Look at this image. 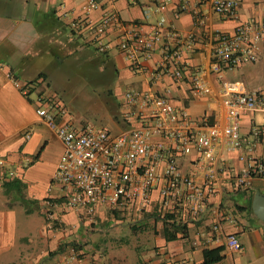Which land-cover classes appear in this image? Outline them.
<instances>
[{
  "label": "crops",
  "instance_id": "1",
  "mask_svg": "<svg viewBox=\"0 0 264 264\" xmlns=\"http://www.w3.org/2000/svg\"><path fill=\"white\" fill-rule=\"evenodd\" d=\"M90 1L0 0V178L6 176L5 182H8L0 184V264H110L103 250L106 234L117 241L131 234L126 229L113 230L117 217L107 206L99 207L97 221L93 225L82 219L80 212L62 210L60 206L55 211L61 223L54 227L48 223L46 202L53 200L62 204L66 194L62 185L54 182L64 144L37 114V109L55 101L66 110L58 114L60 123L81 127L91 122L75 113L73 107H68L49 86L52 62L76 61L81 57L87 62L101 60L102 64H112L118 81L107 89V93L113 89L115 98L112 97L110 103L117 107L119 120L113 119L107 104V119L102 121V125L114 133L147 121L145 115L129 120L125 116L131 108L124 100L126 91L122 92L117 84L126 78L128 81L135 79L133 88L152 87L166 94L175 108L186 107L192 116L207 117L214 122L218 98L193 97L187 76L183 79L170 75L155 80L151 78V71L163 57L162 42L155 46L151 56L141 53V68L134 70L120 47L121 37L117 31L112 29L102 36L110 47L106 53L99 52L95 24L105 13L114 11L126 23L139 25L144 34L152 35L163 14L167 19L166 27L197 36L198 43L193 50L181 46L184 50L181 62L188 69H193L211 63L203 44L208 34H232L240 23L264 18V0H240L238 14L233 18L215 13L209 4H202L199 0H96L99 6L88 9ZM160 3L161 13L145 16L147 6ZM196 7L208 15L205 25L195 23L192 11ZM170 41L177 46L182 44ZM262 45L257 62L244 61L227 68L225 79L237 82L246 90L264 86L260 82L264 77ZM209 77L220 90L222 84L216 73L212 71ZM192 104L201 108L193 110ZM132 108L136 109L135 106ZM262 121V111L241 117V133L245 138L243 149L227 151L220 148L211 160H206L197 150L177 156L183 173L194 175L200 184H205L209 178L215 182V192L197 218L188 215L180 204L173 210L187 223L185 233L179 232L177 238L169 240L162 231L164 223L159 214L162 181L153 191L154 201L149 211L143 214H136L133 210L119 212L123 216L120 222H127L130 227L151 221L157 224V234L149 242L152 244L151 252L156 256L154 264H199L204 259L205 249L220 246L224 248V257L214 264H264V223L248 210L249 196L258 190L264 192V180L255 178L249 189L237 183L244 164L240 155L264 154V144L258 142L255 145L252 133L253 125ZM10 172H14V176H9ZM17 179L20 181L16 182ZM19 206H23V212L17 209ZM104 224H109L112 229L108 226L101 228ZM228 234L239 238L242 249L228 247L225 238ZM141 245L142 242L137 248ZM111 248L109 252L118 254L121 247ZM198 252L201 254L199 259L196 257Z\"/></svg>",
  "mask_w": 264,
  "mask_h": 264
},
{
  "label": "built area",
  "instance_id": "2",
  "mask_svg": "<svg viewBox=\"0 0 264 264\" xmlns=\"http://www.w3.org/2000/svg\"><path fill=\"white\" fill-rule=\"evenodd\" d=\"M199 2L209 4L215 13L229 18L237 16L240 6V0ZM98 6L96 0H91L87 8ZM161 12V3L149 5L144 10L146 17ZM192 15L197 25L206 24L208 15L199 7L192 11ZM166 21L162 14L157 30L146 35L139 25L126 23L117 12H107L94 27L98 48L107 51L110 45L102 36L109 30L117 31L121 37L120 47L130 67L135 70L141 68V53L151 56L155 46L162 42L163 57L151 71V78L155 80L170 75L183 79L187 76L193 97L218 98L215 121L210 122L207 117L196 118L186 107L175 108L166 94L152 87L131 88L125 92L126 106L131 108L125 113L126 118L145 115L147 121L117 133L106 125L75 127L60 123L58 114L66 110L59 102L39 107L37 114L64 144L54 182L61 184L66 194L62 204L53 200L46 202V217L51 227L61 223L55 211L59 206L62 210L80 212V217L89 225L96 223L100 206H107L112 211L133 210L136 214H143L150 210L154 201L153 191L161 181L159 214L173 212L180 204L188 215L197 218L208 206L215 192V182L209 178L205 184H200L194 175L183 173L177 156L197 150L206 160H211L220 148L227 151L243 149L245 138L241 133V117L255 111L263 112V121L252 127L254 143L264 144V86L246 90L224 76L227 68L260 59L264 44V18L240 23L232 34H208L203 44L211 63L193 69H188L181 62L184 51L181 46L193 50L198 43L197 36L166 27ZM170 39L182 44L177 46ZM212 71L221 81L220 90L210 80ZM134 106L136 109L132 108ZM239 158L244 163L237 177L240 187L251 188L257 177L264 180V154L252 156L242 153ZM9 176H14V172ZM6 178L2 176L0 184ZM225 238L231 249H242V243L235 234H228ZM74 255L77 256L76 253Z\"/></svg>",
  "mask_w": 264,
  "mask_h": 264
},
{
  "label": "rangeland",
  "instance_id": "3",
  "mask_svg": "<svg viewBox=\"0 0 264 264\" xmlns=\"http://www.w3.org/2000/svg\"><path fill=\"white\" fill-rule=\"evenodd\" d=\"M50 72L51 89L58 93L68 107H73L72 109L75 110V113H80L86 120L91 121V123L95 122V116H98V120L104 118L102 121H106L107 111L105 110V105L111 101L107 89L115 86L118 81L111 63L106 62L102 64L101 60L87 62L80 57L78 59L76 58V61L68 59L63 63L52 62ZM261 79L260 82L264 83V77ZM134 81V78L129 81L126 78L117 85L123 92L133 88ZM195 108L201 107L192 104V109L196 110ZM102 121L95 123H97L96 125H102ZM17 209L23 212V206H19ZM122 218V214L117 217V222L113 226V230L126 229L130 230L131 234L121 241H117L116 239L111 240L110 237H107L108 234H106L107 239L103 242V250L105 255H107L108 262L110 264H154L156 256L154 253L152 254V244L149 242L157 234V224L151 221L142 226H137V228H132L127 222H120ZM107 226L110 227L109 224H104L101 228H108ZM111 229L112 227H110ZM141 242V247L137 248ZM117 245L121 247L118 254L109 252V250L111 251L113 249L111 248L112 246ZM196 257L199 259L201 254L198 252Z\"/></svg>",
  "mask_w": 264,
  "mask_h": 264
},
{
  "label": "trees",
  "instance_id": "4",
  "mask_svg": "<svg viewBox=\"0 0 264 264\" xmlns=\"http://www.w3.org/2000/svg\"><path fill=\"white\" fill-rule=\"evenodd\" d=\"M97 49L101 53H106V51H101L99 48H97ZM49 86L52 87V84L49 83ZM108 95L110 96V98H112V97L115 98V94H114L113 89H110L108 91ZM108 105H109V110H111V114L113 116V119L118 121L119 120V115H118L117 107L114 108V106L110 103V101L108 102ZM99 110H101V109H99ZM97 117L98 116H95V122L97 120ZM103 119L104 118H100L101 121ZM95 122H93L92 124L96 125L97 123L95 124ZM89 124H91V122ZM86 125H88V123H86ZM15 181L19 182L20 180L17 179ZM10 183H12V182H9V184ZM4 184L6 185V184H8V182H5ZM253 196H254V194H251L249 196V199H248V210L251 213L253 212V209H252ZM113 212H114L116 217L120 216L118 211H113ZM178 214H179L178 212L176 213V211H173V212L165 213L164 215L160 214L161 217L159 216L160 218L163 219V223H164L162 231H163L165 237L167 239H169V240L177 238L179 232L185 233V231H186L187 223H184L183 220L179 219L178 218L179 217ZM132 228H137V226L133 225ZM223 249L224 248L221 247V246L220 247H216V248H212V249H205L204 250V259L199 264H214L216 262H219L224 257V254L222 253Z\"/></svg>",
  "mask_w": 264,
  "mask_h": 264
},
{
  "label": "water",
  "instance_id": "5",
  "mask_svg": "<svg viewBox=\"0 0 264 264\" xmlns=\"http://www.w3.org/2000/svg\"><path fill=\"white\" fill-rule=\"evenodd\" d=\"M252 209L255 215L259 217L264 223V192L258 190L254 193Z\"/></svg>",
  "mask_w": 264,
  "mask_h": 264
}]
</instances>
